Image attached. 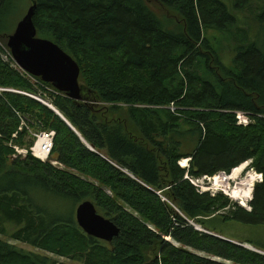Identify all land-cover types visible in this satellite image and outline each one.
<instances>
[{
  "label": "trees",
  "instance_id": "obj_1",
  "mask_svg": "<svg viewBox=\"0 0 264 264\" xmlns=\"http://www.w3.org/2000/svg\"><path fill=\"white\" fill-rule=\"evenodd\" d=\"M33 1L37 37L76 62L82 100L37 79L54 92L46 93L0 55V89L46 104L0 93V236L76 264H264V255L189 223L215 235L207 225L217 217L264 225V0H155L179 20L160 17L146 0ZM21 2L0 0L2 43L20 21ZM254 2L261 48V37L250 39L229 10ZM212 32L233 42L230 67ZM235 112L254 123L236 126ZM29 130L54 133L50 161L63 170L13 157L8 145H23ZM183 143H195L191 154L181 152ZM184 159L194 177L229 175L252 160L262 180L250 210L199 194L184 180ZM45 196L75 207L91 202L118 237L86 236L72 213L39 202ZM0 264L57 263L0 239Z\"/></svg>",
  "mask_w": 264,
  "mask_h": 264
},
{
  "label": "rangeland",
  "instance_id": "obj_2",
  "mask_svg": "<svg viewBox=\"0 0 264 264\" xmlns=\"http://www.w3.org/2000/svg\"><path fill=\"white\" fill-rule=\"evenodd\" d=\"M24 1H25L26 6L24 7V4H22V2H21L20 6L22 8H21V10L18 13V18H19V19L17 18L18 20H21V18H22L21 16L25 15L27 9L30 6V3H29L28 0H24ZM146 1H147L148 5L150 6V8L156 14H158L160 17L166 18L168 16H172L176 20H179V17H178L177 14H175L173 12L168 13L155 0H146ZM222 1L226 2L228 0H222ZM260 5L261 4L258 3V2H254L253 5H250L249 7H247L243 11H239V12L238 11H233L231 8H229V10L232 13V15L237 19L238 26L240 27V29L245 30L247 32V34L249 35L250 39H253L254 41H257L261 37L259 42H258L259 43L258 46L261 48L262 45H263L262 29H261V26L255 20L256 15L259 13ZM210 34H211L212 37H215V38L217 37V39H216V43H217L216 47H217V49H219L218 55H219L220 60L224 63V65L226 67H230V62H231V58H232V51H233L232 50L233 42H229V43L225 42L224 41V36H222V35H216L213 32L209 33V36H210ZM6 44H7V40L5 41V43H2L0 41V49H1L0 55H1L2 61L3 62L10 61L11 66L14 69H17L18 71H20L23 75L27 76L28 78H31V82L34 85H36L37 87L43 89L46 93L53 94L54 92L50 88H48V87H46L44 85H41L38 82L39 79L37 80V78L29 77L27 74L22 72L14 64L13 60H11L10 57L8 56V54H7V51H9V50L7 49V45ZM34 79H36V80H34ZM7 91H11V90L0 89V93H4V92H7ZM96 106L100 107V108H105V106L101 105V104H98V105L96 104ZM173 108L174 107H172V106L169 107L170 110L173 109ZM175 109L176 108L173 109V112L177 111ZM235 123H236V119H235ZM252 123H254L253 120L250 121V123H249V125L247 127L252 125ZM236 126H237V124H236ZM21 127L26 128V123L22 122ZM238 127L247 128V127H243V126H238ZM28 133H29L28 137L25 139V141H24L25 143L23 145H17V144H14V143H12V145L17 146L21 151L27 152L26 157L30 156L33 159H36L33 156H31L30 150L35 146L36 141H37L36 135L39 132L38 131H33V130L30 131L29 130ZM8 147H9V145H8ZM194 148H195V143H183L181 152L183 154H185V155L191 154L193 152ZM13 153H14V151H13ZM36 160H38V159H36ZM38 161H40V160H38ZM40 162H42V161H40ZM42 163H49L52 166H54V167H56V168H58L60 170H63V167H61L60 165L56 164V162H54V161H50L49 160L47 162H42ZM179 163H180V161L178 162V165H179ZM188 163H189V161H188ZM246 164H247V168H246L247 169V174L249 173V174H251L253 176H256V177L258 175L260 176V174H258L251 167L252 160L247 161ZM185 171L188 172L189 169L185 170ZM189 177L193 178L195 180H202L203 179L202 178L203 176H201V177L189 176ZM218 177H219L218 174H216V175H214L212 177H209L211 179L214 178L210 182L204 181L203 185H204L205 188H207V190H209L208 193H211L213 195L221 194V195L225 196L226 198H228L231 201L232 205H237L238 207L245 209L244 206L241 205V204H243L241 200L235 199V198H231L230 194L224 193L220 188H214L213 187V182L215 180H217ZM259 183H260V181H259ZM233 184H234L233 182H230L231 186ZM251 200H252V194H251L248 202L245 203V206L247 207L245 210H247V211L250 210L249 204H247V203L251 202ZM39 202H41L44 205H48L49 207H53L55 209H58L59 211H61L62 214L69 215V214L72 213L73 217L75 219V211H76L77 207H75V205L72 204L70 201H62V200H59V199H57V198H55L53 196H45V197H41L39 199ZM227 213H228V210H226L224 212H221L220 215H227ZM189 223H191V222H189ZM191 225L193 227H198L194 223H191ZM207 226L211 230H213V232H215L218 236H220L222 238H225V239H229V240H231V241H233L235 243H238V242L239 243H245L243 245H245V246H247V247H249L251 249L257 248L255 250L261 252L262 255H264V225H250V224H244V223H240V222H236V221L225 222L220 217H217L214 220H212L210 223H208ZM199 229H201V228L199 227ZM0 239L8 242L9 244L15 246L16 248H18V249H20L22 251L30 252V253H34V254L46 257L51 262H55L57 264H76V263H73V262H71V261H69V260H67L65 258L57 257V256H54L52 254L40 251V250L35 249V248H32L29 245L9 240L6 237L0 236ZM174 245L176 246V244H174ZM258 249H260V250H258ZM195 254H197V253H195ZM199 256H202V255H199ZM212 261H216V260L212 259ZM219 262H221V261H219ZM227 264H230V263H227Z\"/></svg>",
  "mask_w": 264,
  "mask_h": 264
},
{
  "label": "water",
  "instance_id": "obj_3",
  "mask_svg": "<svg viewBox=\"0 0 264 264\" xmlns=\"http://www.w3.org/2000/svg\"><path fill=\"white\" fill-rule=\"evenodd\" d=\"M28 1L30 2L29 8L17 23L13 33L7 38V49L11 53L14 64L22 72L51 85L53 89L64 94L70 100L80 102L83 87L79 83L80 69L78 65L56 44L37 37L33 24L36 4L33 0ZM48 107L60 116L53 108ZM66 124L72 129L67 122ZM88 148L93 151L91 147ZM75 222L86 236L105 243H111L119 235V229L112 222L97 214L94 205L89 201L83 202L77 207ZM197 231L262 254L243 244L235 243L204 230Z\"/></svg>",
  "mask_w": 264,
  "mask_h": 264
},
{
  "label": "built area",
  "instance_id": "obj_4",
  "mask_svg": "<svg viewBox=\"0 0 264 264\" xmlns=\"http://www.w3.org/2000/svg\"><path fill=\"white\" fill-rule=\"evenodd\" d=\"M7 54L10 57V59L13 60L10 51H7ZM29 77H31V76H29ZM7 92L21 94V95H24V96L33 98V99L38 100L41 103H43L40 99H38V98H36L34 96H31V95H28V94H24V93L12 91V90L11 91H7ZM56 92L57 91L55 90V93ZM43 104H45V103H43ZM171 110L173 111V109H171ZM234 115H235V119H236L237 126L247 127L249 125L250 121L252 120L251 117H249V115H247L245 113H242V112H235ZM21 130L22 129L20 128L19 131H21ZM16 136L17 135L15 134V135H13L12 138L15 139ZM36 139H37V141H36L35 146L30 150L31 156H33L34 158L38 159L37 158V155L35 154V149H36L37 143L42 142L43 145L41 147V153L43 154L44 159L43 160L38 159V160H40L42 162L49 161L50 160V155H51V152H52V149H53L54 133L53 132H40V133H38L36 135ZM9 147L14 151V155H13L14 158L15 157L26 158L27 152L21 151L17 146L12 145V143L9 144ZM179 166H180V168H182L184 170H188L189 169V163L188 162L185 164V166H182L181 163H179ZM224 174L225 173H223V172L218 173V175H224ZM202 178H203L202 180H195L193 178H190L189 175H188V172H186V174L184 176V180L188 181L196 189V191L199 194L208 193L209 190H207V188H205L204 185H203L204 184V181L210 182L212 179H214V178L211 179L208 176H203ZM258 178H259V181L261 182L262 176L261 175L260 176L258 175ZM209 194H211V193H209ZM211 195L213 196V194H211ZM194 228H195V230H199V227H194Z\"/></svg>",
  "mask_w": 264,
  "mask_h": 264
},
{
  "label": "bare ground",
  "instance_id": "obj_5",
  "mask_svg": "<svg viewBox=\"0 0 264 264\" xmlns=\"http://www.w3.org/2000/svg\"><path fill=\"white\" fill-rule=\"evenodd\" d=\"M42 142L37 143L35 154L38 159L43 160L44 156L41 153ZM187 160V161H186ZM188 159H184L180 161L182 166L188 162ZM247 164H242L241 166L232 170L230 175H218L217 180L213 182L214 188H220L224 193L230 194L231 198L239 199L242 201L244 208L245 203L248 202L253 188L256 184L259 183L258 176H253L251 174H247ZM230 182L234 184L231 186ZM248 204V203H247Z\"/></svg>",
  "mask_w": 264,
  "mask_h": 264
},
{
  "label": "crops",
  "instance_id": "obj_6",
  "mask_svg": "<svg viewBox=\"0 0 264 264\" xmlns=\"http://www.w3.org/2000/svg\"><path fill=\"white\" fill-rule=\"evenodd\" d=\"M225 239V238H224ZM227 240H229V239H227ZM231 241V240H230Z\"/></svg>",
  "mask_w": 264,
  "mask_h": 264
}]
</instances>
